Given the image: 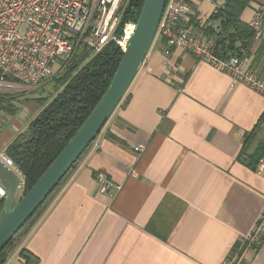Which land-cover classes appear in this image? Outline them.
<instances>
[{"label":"crops","instance_id":"0c3cea01","mask_svg":"<svg viewBox=\"0 0 264 264\" xmlns=\"http://www.w3.org/2000/svg\"><path fill=\"white\" fill-rule=\"evenodd\" d=\"M224 2L195 1L188 30L213 41L205 28L217 26L210 16ZM258 5L264 0L251 1L241 19L249 23ZM165 49L155 37L122 100L18 235L6 264H27L22 248L38 264H225L255 228L264 177L240 152L264 95L186 50ZM240 58L264 75V43L252 38ZM37 98L5 118L0 153L39 113ZM262 139L264 123L254 146ZM98 172L121 188L99 192ZM238 258L264 264V243L243 246Z\"/></svg>","mask_w":264,"mask_h":264},{"label":"built area","instance_id":"2783aa9c","mask_svg":"<svg viewBox=\"0 0 264 264\" xmlns=\"http://www.w3.org/2000/svg\"><path fill=\"white\" fill-rule=\"evenodd\" d=\"M129 1L0 0V86L11 88L22 82L36 88L54 75L52 64L57 58L67 62L66 67L71 59L100 53L110 43L125 51L136 28L135 20L122 23ZM195 1L166 0L156 32V37L161 36L166 41V54L173 48L186 50L230 74L233 82L244 83L264 95L263 74L247 67L239 56H219L212 40H203L188 30ZM248 24L253 39L264 43V5L256 6ZM142 148L141 144L134 147L136 151ZM0 158L23 176L11 157L0 153ZM253 170L264 177V154ZM96 183L99 192L104 194L114 187L121 188L105 172L97 173ZM6 194L0 182V196L4 198ZM263 235L264 212L243 240L257 244ZM232 258L234 256L225 264H231Z\"/></svg>","mask_w":264,"mask_h":264},{"label":"trees","instance_id":"16d2710c","mask_svg":"<svg viewBox=\"0 0 264 264\" xmlns=\"http://www.w3.org/2000/svg\"><path fill=\"white\" fill-rule=\"evenodd\" d=\"M251 1L253 0H225L223 6L218 7L211 14L210 20L217 22V26L209 24L205 28V33L213 39L215 53L219 56L240 57L244 51L249 52L253 31L249 24L241 19V15ZM143 3L144 0H130L122 23L128 20L136 21ZM87 55L89 56L86 54L66 67L62 76L58 78V82L63 84V89L55 98L48 103L43 96L37 98L41 103V110L29 122L26 129L5 148V153L13 159L22 172L21 196L37 182L97 105L119 66L123 51L116 44L110 43L100 53L90 57ZM0 109L7 114H13L16 108L13 104L1 100ZM261 123H264V112L256 127ZM1 127L2 124L0 129ZM256 127L245 136L240 152L252 169L264 154V139L254 146ZM29 220L1 250L0 264H6L8 261L18 235L22 234ZM242 241L237 243L233 251L241 252L242 247L249 244L248 241L245 244ZM262 243H264V235L260 242L251 245L255 247ZM20 256L27 264H38L39 258L26 248L21 249Z\"/></svg>","mask_w":264,"mask_h":264},{"label":"water","instance_id":"95a60500","mask_svg":"<svg viewBox=\"0 0 264 264\" xmlns=\"http://www.w3.org/2000/svg\"><path fill=\"white\" fill-rule=\"evenodd\" d=\"M166 0H144L136 20L135 32L119 66L97 105L87 119L46 168L37 182L20 198L22 177L0 158V182L7 190L0 213V252L25 225L35 211L60 183L107 122L146 58Z\"/></svg>","mask_w":264,"mask_h":264},{"label":"rangeland","instance_id":"374dc122","mask_svg":"<svg viewBox=\"0 0 264 264\" xmlns=\"http://www.w3.org/2000/svg\"><path fill=\"white\" fill-rule=\"evenodd\" d=\"M87 54H89V56L87 55L88 57L91 56L90 53H87ZM88 57L86 58V60L88 59ZM76 61H78V59H71L70 62H68L66 67L72 65V63ZM66 63H63V60L61 58H57V60L52 64L54 75L49 80L41 83L36 88L31 89V88L25 87L26 85L22 82H17L19 87L15 86L11 88H5V87L0 86V105H1V100H3L4 102L6 101L7 103H11L13 104L14 107H16V104L18 102L25 103L26 98H30L31 100L39 96L45 97L46 103L50 102L63 89V84L58 82V78L62 76V74L66 70V67H64L65 66L64 64ZM7 116L8 114L6 113V111L0 109V126L6 120L5 118ZM242 242L243 244H245L247 240H243ZM249 245L251 244L249 243ZM231 256H234V259L232 258L231 264H236L239 260L238 253L236 254V251H233Z\"/></svg>","mask_w":264,"mask_h":264}]
</instances>
